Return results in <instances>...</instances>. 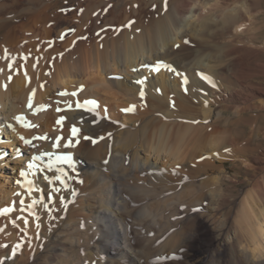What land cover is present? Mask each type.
Masks as SVG:
<instances>
[{
  "label": "bare ground",
  "instance_id": "obj_1",
  "mask_svg": "<svg viewBox=\"0 0 264 264\" xmlns=\"http://www.w3.org/2000/svg\"><path fill=\"white\" fill-rule=\"evenodd\" d=\"M257 1L167 0L165 8V0H0V50L4 56L7 49L8 55V59L0 62V138L2 134V138L7 139V142L0 139V148L10 150L9 161L14 162V166L2 163L7 152L0 151V168H7L14 175L19 168L29 173L25 178L19 172L21 181L13 175L8 176L21 182L9 191H3L0 185V206L8 201L10 208L19 210L21 199L28 205L32 199H39L43 195L44 202L54 211L47 214L42 205L36 206L35 211L41 217L38 229L34 217L24 211L32 217L30 224L33 226L29 233H32L30 236L33 235L36 243L45 244L55 234V227L64 224L70 236L62 239L61 236H65L63 233L55 234V241L59 244L51 245L53 249H62V256H66V252L61 243L76 247L80 234L86 239L85 246L93 247L89 255L93 252L100 256L101 261L97 264H124L125 257L129 259V264H144L143 256L147 252L143 254V251L148 246L144 250L132 248L130 237L137 230L133 226L130 229L131 225L125 220L149 216L152 208L148 203L138 211L132 210L130 200L122 201L121 195L128 189L130 192L140 188L143 191L151 190L157 196L163 194L172 198L169 206L167 201L166 208L173 209L175 218L187 216L186 219L177 218L160 230L163 232L166 229L168 232L182 225L161 246L159 254L164 258L170 254L178 255L182 249L185 253L182 254L188 255L189 251L197 250L195 244L200 239V243L213 246L218 257L226 253L229 264H264V251L260 250L261 246L264 248L263 239H260L264 237V220L261 219L264 215V130L252 128L245 141L236 131L239 126L251 124L250 120H244L248 112L260 113L251 121L264 118V52L244 35L251 31V24L257 21L261 13L256 10ZM83 3L86 5L83 6ZM67 4L75 9L83 6L86 11L82 18H76V13L74 17H68L65 13ZM121 4L123 11H115ZM151 7L157 10L151 12ZM108 10L112 15L108 26H112L108 28L105 22L102 23V27L105 25L107 29L102 28L105 32L101 30L98 39L97 36L94 39L96 31H100L101 18ZM39 24L45 27L54 25L58 37L62 34L67 36L61 43L63 50L60 51L63 54L58 55L49 73L48 63L42 61L46 56L41 48L42 43L40 45L39 39L35 40V35L39 34L32 35ZM47 28L51 27L45 30ZM69 29L75 31L70 32ZM230 31L234 33L230 43L215 49L211 47L214 51L205 48L211 46L204 40L205 37H223ZM21 32L32 35L27 49L22 47ZM91 35L94 37L91 38ZM187 38L205 49L194 56H189L183 50L178 51L177 45L180 44H183L181 49H185L184 41ZM235 44L240 46L237 48ZM88 46L94 54H89ZM10 51H16L21 57L11 69L9 64L13 61L8 54ZM62 52L54 46L53 54ZM87 52L89 57H86ZM25 56L28 59H23ZM36 58H39L38 61ZM201 74L211 77L217 87H212ZM185 77L187 84L184 83ZM65 91L69 95H60ZM141 91L144 92L143 98ZM73 92L77 94L71 95ZM32 93H35L34 97ZM91 100L97 101L98 107L87 103ZM78 102L82 108L76 107ZM30 103L31 108L28 107ZM131 105L136 106L134 113L121 111ZM121 114L133 124H139L142 119H137L139 115L148 116H144L146 121L143 125L141 123V129L138 128L144 131L140 144H133L138 131L131 132V129L117 134L111 157L107 155L103 158L101 154L100 158L97 150H92L94 152L91 154L80 153V159L74 161V168L61 165L71 177L67 180V188L59 181L49 184L45 179V176L51 178L59 174L55 173V168L52 171L45 168L35 176L27 168L31 156L39 155L40 151L62 154L75 149L63 147L69 140L76 143L73 141L80 137L72 134L73 126L91 132L104 116L116 119ZM18 116H23L37 127L25 126L24 122L16 120ZM62 116L66 119L58 123ZM152 122L161 123L159 131L153 133L154 139L147 136V125ZM20 136L33 140L37 148L25 145ZM39 136L49 139H35ZM57 137H62L59 148L53 147ZM134 145L138 148L131 172L146 173L147 178L140 180L136 187H129L123 182L126 181V174L124 176L117 172L118 161L122 159L124 151ZM47 160L45 157V162ZM106 160L111 164L110 173H105L102 168L103 163L107 166ZM228 162L233 164V174L226 166ZM18 163L21 167H18ZM75 171H78L79 179L74 176ZM241 176L247 178L249 185L240 193L236 187L241 182ZM26 179L33 180L42 191H33L29 195L22 187ZM56 187L61 191L54 192ZM73 191L76 195H73ZM77 198L85 204L81 210L85 213L81 224V219L74 220L72 216H76V212L69 213L67 217L68 208ZM47 224H51L50 229H46ZM79 225L85 228H80L84 230L81 233L78 231ZM205 231L209 234L203 236ZM75 232H78L77 237L73 236ZM143 238L140 236V239ZM108 254L113 255L108 258ZM207 261L208 253L200 251L186 264H210ZM218 263L215 260L213 264Z\"/></svg>",
  "mask_w": 264,
  "mask_h": 264
},
{
  "label": "rangeland",
  "instance_id": "obj_2",
  "mask_svg": "<svg viewBox=\"0 0 264 264\" xmlns=\"http://www.w3.org/2000/svg\"><path fill=\"white\" fill-rule=\"evenodd\" d=\"M182 1V0H181ZM236 1H241V0H236ZM84 3H86V2H84ZM82 4L83 6H85L86 4ZM83 6H81V7H79V8H74V7H71L70 5H66V8H65V13H66V15H68V17L69 16H72V17H74L75 16V13H76V18L77 17H79L80 18V16H81V18H82V16L84 15V11H86L85 10V8H83ZM123 5L121 4V5H119L116 9H115V11H117V12H119V11H123V8L124 7H122ZM78 9V10H77ZM81 10H83L82 12H81ZM111 10V9H110ZM110 10H108V13H106L102 18H101V21H100V24H99V26H101V27H99L98 29L100 30V31H96V33L95 32H93V35H95V37L94 36H90L91 38L92 37H94V39L96 38V36H97V38L96 39H98V36L102 33V31L105 29V25L107 24V26L106 27H108V28H110L112 25L111 24H109L110 26H108V20H110V19H112V15H111V12H110ZM149 10L151 11V12H154V11H156L157 9L156 8H153V7H151V8H149ZM256 10H258V11H260L261 13H259V16L257 17V21H254L252 24H251V27L249 28L251 31H247L244 35L246 36V37H248V38H250L251 40H252V42L253 43H255V44H257V46L258 47H260L259 49H262L263 50V52H264V0H258L257 1V6H256ZM76 11V12H75ZM257 11V12H258ZM83 13V14H82ZM82 14V15H81ZM78 15V16H77ZM107 16V17H106ZM106 17V18H105ZM111 17V18H110ZM110 18V19H109ZM105 21H104V20ZM244 19V18H243ZM22 21H24V20H22ZM86 21H87V19H86ZM105 22V23H104ZM102 23H104L105 25H104V27H102L103 26V24ZM252 25H254V26H252ZM43 27H45V25L44 24H39V25H37V27H35V29L36 30H34V32L32 33V35L33 34H39V36H36L35 35V40H37L38 41V39H39V43H40V45H41V43H42V49H43V51L46 53V56H45V58H46V61H45V58L43 59L42 58V61H44L45 63H48V69H47V71H48V73L50 72V70H51V66L54 64V62H55V60H57L58 59V55H62L63 54V52L62 51H60V49H61V47H62V41L64 40V39H66L67 38V36L65 37L64 36V38L63 39H61L60 37H58L57 36V29H56V26H54L53 25V27H52V25H49V26H46V27H51L50 29H51V32L49 33V30L50 29H48V31L46 32V30H45V28H43ZM102 28H104L103 30H102ZM44 29V30H43ZM107 29V28H106ZM106 29H105V31H106ZM253 29V30H252ZM55 31V32H53V31ZM102 30V31H101ZM105 31H103V33L105 32ZM95 33V34H94ZM89 34H91V31H90V33ZM31 34H25L24 32H21L20 33V36H21V39H23V40H21V44H22V47L23 48H25L26 47V49L28 48V46H29V44H30V39H29V37L30 36H32ZM52 35V36H51ZM86 35H88V34H86ZM230 35V36H229ZM24 36H28V38H25ZM234 36V33H232V31H230L229 33H227V34H225L223 37H216V38H214V37H212V36H207V37H205L204 38V40L208 43V44H210L211 46L210 47H205L206 49L207 48H209V49H207L208 51H214V49L216 48V47H218L219 45L220 46H224V45H226V43H230V40L232 39V37ZM36 37H38L37 39H36ZM52 37V38H51ZM68 37H70V34H68ZM87 37H89V36H87ZM90 37H89V39H90ZM85 38H86V36H85ZM211 38V39H210ZM228 38V39H227ZM28 39V40H27ZM52 39V40H51ZM59 39V40H58ZM88 39V38H87ZM213 40V41H212ZM229 40V41H228ZM190 41V42H189ZM186 42V43H185ZM214 42V43H213ZM49 43V44H48ZM223 43V44H222ZM51 44V45H50ZM190 44V45H189ZM47 45V46H46ZM182 45L183 44H180V46L179 47H177V49H178V51L180 50H183V52H185V53H188L189 54V56H194V55H196L199 51H201V50H204L205 48L204 47H202L201 45H199L196 41H192V39H190V38H187V39H185V41H184V45H185V49H181L182 48ZM217 45V46H216ZM46 46V47H45ZM54 46H55V48H58L59 49V52H62V53H60V54H53V50H54ZM235 46L238 48L240 45H238V44H235ZM263 46V47H262ZM211 47H213V48H211ZM90 47L88 46V48H86V49H89ZM95 48H93V50H94ZM211 49V50H210ZM14 49H11V51H13ZM61 50H63V49H61ZM90 51L92 50V49H89ZM89 50H86V51H89ZM9 52L8 54H9V56H11V58H12V61L14 60L15 62H17V61H19V60H17V59H20L21 57L19 56V54H17V52L16 51H14V52ZM85 51V52H86ZM89 51V54H94V51L91 53ZM30 52H31V49H30ZM12 53V54H11ZM48 53V54H47ZM53 54V55H52ZM85 54H87L86 55V57H89V54H88V52L87 53H85ZM85 54H84V56H85ZM194 54V55H193ZM32 56H33V54H31ZM56 55V56H55ZM13 56H14V58H13ZM48 56V57H47ZM5 57V55L3 56V53H2V51L0 50V62H3L4 61V58ZM50 57H52V58H50ZM31 58V57H30ZM41 58V57H40ZM56 58V59H55ZM28 59V58H27ZM38 59L39 58H36V60L38 61ZM41 60V59H40ZM250 69H251V67H249ZM186 94H187V92H186ZM82 105V104H81ZM80 108H82V106L80 107ZM61 110L59 109V112H60ZM253 113V114H252ZM248 112V113H246L245 114V116H244V118L246 117V119H244V120H250L249 122H251V124L250 125H247V124H245V125H242V126H239L237 129H236V131H237V133L240 135V137H241V139L243 140V141H245L246 139H247V137H248V133L252 130V128L254 129V130H257V131H259V129L260 130H264V118H260L259 120H255V119H253L252 121H251V119L252 118H255V116L258 114H260V113H257V112ZM247 115H249V116H247ZM251 115V116H250ZM144 116H146L145 114H144ZM143 115H139L138 117L139 118H137L138 120L140 119V118H142V119H140V122H139V124L138 123H135V124H137V125H135V124H133V123H131V121L129 120L128 121V119H126V118H124V116L121 114V115H119V117L118 118H116V119H111V118H109L108 116H104L102 119H101V121L98 123L99 125H97L96 126V128L94 127L93 129L94 130H92L90 133L87 131V130H85V129H81V128H79L78 127V129H79V132L77 133L80 137L77 139V141H73V142H76V143H73V146L72 147H74L75 149H73L72 148V150L70 151V153L72 154L73 152H75V150H76V152L75 153H73V160L74 161H77V160H79L80 158H79V154L81 153V154H91L92 152H94V151H92V150H97L96 151V153H98V155H99V157L101 158V154H102V157L104 158L105 156H109V157H111V155H112V153H114V149H115V146L114 145H116V137H117V134H119V133H121L122 131L124 132H128V131H130L131 129V132H135V131H138V132H136L137 134H136V141L134 140V143L133 144H136V145H139L140 144V142L142 141V138H143V132L141 131V130H139V129H141V127H142V125H143V122L144 121H146V119H145V117H144ZM107 117V118H106ZM144 117V118H143ZM146 117H148V116H146ZM249 118V119H248ZM125 119V120H124ZM131 119V118H130ZM137 119H135V120H137ZM106 120V121H105ZM111 120V121H110ZM255 121V122H254ZM141 123H142V125H141ZM157 123H150V124H148L147 126H148V129H149V131L147 132V136L149 137V138H151V139H154V137H153V133L155 132V130H157V131H159V127H160V125L159 124H161V123H158L157 125H156ZM121 125V126H120ZM102 126V127H101ZM139 126V127H138ZM154 126V127H153ZM158 126V127H157ZM41 128H43L42 127V125L40 126ZM74 127V126H73ZM128 127V128H127ZM133 127V128H132ZM155 127H157V128H155ZM62 128H64L63 126H62ZM106 128V129H105ZM130 128V129H129ZM139 128V129H138ZM146 129H147V127H145ZM98 129V130H97ZM104 129L106 130V131H104ZM38 129H36V131H37ZM119 130V131H118ZM105 133H104V132ZM156 131V132H157ZM2 133L4 132V131H1ZM103 132V134H101ZM62 133H63V131H62ZM85 133V134H84ZM150 133V134H149ZM61 134V133H60ZM106 134V135H105ZM63 135L65 136V134L63 133ZM62 134H61V136L62 137H64ZM86 135V136H85ZM149 135H152V136H149ZM2 134H1V140H3V141H5V142H7V139L6 138H2ZM66 137V136H65ZM86 137L88 138V139H86ZM139 139H138V138ZM81 139V140H80ZM93 139V140H92ZM138 139V140H137ZM91 140V141H90ZM257 142H258V140H257ZM84 144V145H83ZM103 146H102V145ZM105 144H106V146H105ZM97 145V146H96ZM102 146V147H100V146ZM136 145H134V147L132 146V147H129L128 148V150H125L124 151V153L122 154V156H121V158L122 159H120L118 162V174H120V175H124L125 176V174H126V181H123L126 185L127 184H129L128 186L129 187H132L133 185L136 187L138 184H139V181L140 180H142V179H144V178H147L146 176V173L144 174V173H138V172H134V173H132L133 172V167H132V165L134 166L135 165V161H136V156H135V150H136V148H138V147H135ZM99 146V147H98ZM84 147V148H83ZM89 147V148H88ZM106 147V148H105ZM71 148V147H70ZM88 148V149H87ZM100 150H99V149ZM132 150H131V149ZM133 148H135V149H133ZM19 149H22V147L21 146H19ZM80 149V150H79ZM84 151H83V150ZM89 149L91 150V151H89ZM99 150V151H98ZM0 151H5V152H7V154L2 158L3 159V162L2 163H4V162H7L8 163V165L9 166H14V162H10L9 161V159H10V156H9V153H11L10 152V150H8L7 148H5V149H1L0 148ZM81 151V152H80ZM89 151V152H88ZM103 151V152H102ZM104 151L106 152V153H104ZM129 151V152H128ZM100 152H102V153H100ZM128 152V153H127ZM131 153V154H130ZM133 153V154H132ZM106 154V155H105ZM124 155V156H123ZM77 156V157H76ZM252 156H255V154H252ZM125 157V158H124ZM75 158V159H74ZM99 158V159H100ZM102 158V159H103ZM131 158H133V160L131 159ZM23 159V158H22ZM101 159V160H102ZM124 160V161H123ZM135 160V161H134ZM106 163H107V166H106V164L105 163H103L102 164V168H103V170L105 171V173H110L111 171H112V169L111 168H109L110 167V161H108L107 162V160L105 161ZM18 165V167H21L20 166V163H18L17 164ZM61 165H63V164H61ZM61 165H58V167L60 166V167H63V166H61ZM232 163H227L226 164V166H227V168L229 169V172L231 173V174H233V172H235L234 170L232 171ZM2 168V167H1ZM0 168V185H1V188H2V190L3 191H9L12 187H16L17 186V181L14 179V178H9L8 176H11V175H13V176H15L16 178H17V180H20L21 181V179H19L20 177L18 176V174H19V172H21L22 171V168H19V170L17 171V174H13V172L11 171V170H9V169H7V168H2L1 169ZM111 169V170H110ZM132 171V172H131ZM130 172V173H129ZM55 173H57V172H55ZM74 174H76V175H74L77 179H79V174H78V171H75V173ZM59 175V174H58ZM7 176V177H6ZM83 176V175H82ZM85 176V175H84ZM83 176V177H84ZM140 176V177H139ZM137 177H139V178H137ZM242 179H244V181L242 180ZM246 177L245 176H241V182L238 184V186L236 187V190L238 191V192H243L244 190H246L247 188H248V185H249V183L246 181ZM125 180V179H124ZM137 180V181H136ZM7 181H9L10 183H7ZM3 184V185H2ZM132 185V186H131ZM133 186V187H134ZM135 191V192H134ZM134 191H132L131 190V192H130V189H128L127 191H126V193H124L123 194V196L121 195V200L122 201H126L127 199L128 200H130L129 202H130V209H132V210H135V211H138V210H140L143 206V204L144 205H146V204H150L149 206L152 208L151 209V214H149V216L147 215V216H143V217H138V219L137 218H131L130 217V219H126L125 220V222L126 223H129L131 226H130V229H131V227L133 226V228L135 229V230H137L136 231V233H135V235L132 233L131 234V237H130V239H132L131 240V243H132V248H134V249H136V250H140V249H143L144 250V247L146 248L147 246V248L145 249V251H143V254H145L146 252V254L148 255H146L145 254V256L146 257H148V258H146L145 256H143L144 258H146V259H144L143 258V262H144V264H147V263H151V264H156V263H159V264H186V262L188 263V260L190 261V259L191 258H193V256H195V254L196 253H198V252H200V251H203V252H206V253H208V260L209 261H207V262H209L210 264H213L214 263V261L215 260H217V261H219V263L218 264H229V260H228V256H227V254L225 253V254H221L220 255V257H218L217 256V254H216V252H215V249H214V247L213 246H211V245H208L207 243H200V239L199 240H197V243L195 244V246H197L198 248H197V250H191V251H189V253H188V255H186V256H184V249H182L181 251H180V254H170V255H168V257H166V258H164L161 254H159L160 253V250H161V246H163V244H165V242L167 241V240H169V239H171L172 237L170 236L172 233H174V231H176V230H178V229H180L181 228V226L182 225H180V226H178L177 228H174V229H172V230H170V231H168L167 232V230L165 229V231H160L161 229L163 230L164 229V227H167L168 226V223H173L177 218H181V219H186L187 218V216L186 215H181L180 217H174V213H173V209H169V207L168 208H166V204H167V201H168V204H167V206H169V203L171 202V197L170 196H168V195H163V194H161V193H159V194H161V195H159V196H157L158 194H156V192H155V194L153 193L154 191H152L151 192V190H150V192L148 191V190H146V189H144V191H143V189H136V190H134ZM138 191V192H137ZM140 191V192H139ZM143 191V192H142ZM147 191V192H146ZM134 192V193H133ZM137 192V193H136ZM0 195H1V193H0ZM156 195V196H155ZM145 196V197H144ZM79 197V196H78ZM167 197V198H166ZM126 198V199H125ZM161 198V199H160ZM125 199V200H124ZM159 199L161 200L160 201V203H159ZM164 199H167V200H164ZM241 199L242 198H240L239 199V202H241ZM133 200V201H132ZM155 200V201H154ZM152 202V203H151ZM162 202H164V203H162ZM77 204V205H75V204ZM74 203H72L71 205H70V207L68 208V210L70 211H68V214H67V217H69V213H75L76 212V214L78 215V213H79V217L76 215H72L73 217H74V220H75V218H79L78 219V221L82 218L83 219V215H85V213H83L81 210H82V208H84L85 207V204L83 203V201L82 200H80V198L78 199L77 198V201H75ZM1 204V203H0ZM80 204L81 205H83V206H80ZM8 201L6 202H4V204L3 205H1L0 206V212H3V209L4 208H10V206L8 205ZM74 205V206H73ZM165 206V207H164ZM72 207V208H71ZM76 208L75 210L76 211H74V208ZM81 207V208H80ZM72 209V210H71ZM181 210H182V208H181ZM180 210V211H181ZM12 211H15V212H12ZM11 212H8V213H4L3 215H0V229H2V231H0V264H65V263H63V262H61V261H69V262H71V261H75V262H77L76 264H89L92 260V263H90V264H95L96 262L97 263H100V261H101V258H100V256L98 257V255L96 254H93V252H91L92 253V255H91V257H90V255H89V253L88 252H90V250L92 251L93 250V247H88L87 248V246H85V242H86V239L82 236V235H80L79 234V236L77 235L78 234V232H75V233H73V236H78V242H77V245H76V247L74 246V247H71V246H69V245H67L66 243L64 244H62L61 243V247L63 248V250H65V252H66V256H62L63 254H64V251H62V249H53L52 248V246H56V245H58L59 243H57L56 241H55V239H56V235H58V234H62L63 233V235H65V236H61L62 237V239L63 238H65L66 236H70V234H68L67 235V233H70L68 230H66L65 228H64V224H61V227H60V225H58V226H56L55 227V230H54V233L56 234H54V235H52V237H51V239H49V241H47L45 244H40L39 242H37L36 243V241L34 240V237H33V235H31L30 236V234H32V233H29V231L32 229L31 227L33 226V225H31L32 224V217H30V215H27V214H25V212L23 211V212H21V209H14L13 208V210H12ZM20 212V213H19ZM172 214V215H171ZM25 216V218H27L28 219V224H25L24 222H23V220L21 219V217H24ZM29 216V217H28ZM81 216V217H80ZM66 217V219H68ZM154 217V218H153ZM161 218V219H160ZM82 219L79 221V223L82 221ZM154 219V220H153ZM262 220H264V215H263V217L261 218ZM10 220V221H9ZM13 220H15L16 221V224L15 225H13V223H12V221ZM30 220H31V222H30ZM149 220V221H148ZM166 220H168V221H166ZM155 221V222H154ZM166 221V222H165ZM23 222V223H22ZM132 222V223H131ZM158 222V223H157ZM31 223V224H30ZM133 223H134V225H133ZM156 223V224H155ZM167 223V224H166ZM23 224H25V225H23ZM81 224V223H80ZM136 224V225H135ZM155 224V225H154ZM164 224H165V226H164ZM19 225V226H18ZM25 227V228H24ZM28 227L30 228L29 230H28ZM79 228H78V231H80V233L81 232H83L84 230H85V228L83 227V226H78ZM83 227V228H82ZM141 227V228H140ZM50 229L51 228V224H47L46 225V229ZM63 228V229H62ZM80 228H82V229H84V230H82V229H80ZM27 230V231H26ZM151 230V231H150ZM138 231H139V233H140V235H139V233H138ZM64 233H66V234H64ZM137 233H138V235H137ZM142 234V235H141ZM164 234V235H163ZM208 235L209 234V232L208 231H205V233L203 234V236H205V235ZM158 235V236H157ZM140 236L142 237H144L143 239H140ZM83 237V238H82ZM210 237V236H209ZM83 239V240H82ZM167 239V240H166ZM260 239L262 240L263 239V241H262V244H263V247H264V237H260ZM140 240V241H139ZM144 240V241H143ZM34 241V242H33ZM149 241V242H148ZM147 242V243H146ZM172 242V241H171ZM33 243H35V244H33ZM48 243V244H47ZM80 243H81V245H80ZM142 243H143V245H142ZM21 245L22 247H19V248H17V245ZM84 244V245H83ZM44 245V246H43ZM52 245V246H51ZM83 245V246H82ZM260 245V244H259ZM50 246H51V248H50ZM85 246V247H84ZM141 246H143L142 248H141ZM71 249H69V248ZM79 247V248H78ZM83 248V249H81V248ZM160 247V248H159ZM255 246H252V248H254ZM262 247V246H261ZM260 247V250H263L264 251V248H261ZM84 248H87V249H84ZM39 249V250H38ZM81 249V250H80ZM77 250V251H76ZM83 250V251H82ZM84 250H85V252H84ZM87 250V251H86ZM159 251V252H157V251ZM149 251V252H148ZM68 252V253H67ZM35 253V254H34ZM61 253V254H60ZM77 253V254H76ZM86 253V254H85ZM157 253V255L155 256V254ZM182 253H184V254H182ZM32 254V255H31ZM75 254V257L73 256ZM191 254V255H190ZM7 255L8 256H10V258H8L7 257ZM83 255L85 256V257H83ZM94 255V256H93ZM113 254H111V256H112ZM150 255V256H149ZM190 255V256H189ZM110 256V254H108L107 255V257L108 258H110L111 257ZM72 257V258H71ZM87 257H90V258H87ZM95 257V258H94ZM97 257H98V259H97ZM68 258H69V260H68ZM73 258H74V260H73ZM76 258V259H75ZM82 258H86V259H83L82 260ZM94 258V259H93ZM127 257H125V259H123V263L124 264H129V259H126ZM88 259V260H87ZM91 261H90V260ZM149 259V260H148ZM87 260V261H86ZM97 260V261H96ZM147 260V261H146ZM178 260V261H177ZM256 260H258V259H256ZM10 261H12L11 263H10ZM85 261V262H84ZM151 261V262H150ZM164 261H166L165 263H164ZM95 262V263H94ZM96 263V264H97Z\"/></svg>",
  "mask_w": 264,
  "mask_h": 264
},
{
  "label": "snow or ice",
  "instance_id": "obj_3",
  "mask_svg": "<svg viewBox=\"0 0 264 264\" xmlns=\"http://www.w3.org/2000/svg\"><path fill=\"white\" fill-rule=\"evenodd\" d=\"M167 7V0H165V8ZM83 10H81L82 12ZM70 32H74L75 29H69ZM64 35L66 34H62L61 35V39L64 38ZM177 47H179L177 45ZM5 59H8V55H7V49H5ZM28 57L25 56L23 57V59H27ZM15 61L13 60L12 63L9 64V69L12 68L13 66V63ZM164 67L166 68H169L171 71L175 72L176 69L175 68H171V66L169 65H164ZM157 71H159V68L156 69ZM2 71V70H0ZM202 78L206 81H208L212 87H217V85L215 84V82L211 79V77L207 76V75H204V74H201ZM9 80H11V77H9ZM137 83H141L140 81H137ZM184 83L187 84L188 81H187V78L185 77L184 79ZM5 89L7 88V85L5 84L4 85ZM81 91L83 90V86H81ZM77 93L76 92H73L71 93V95L75 96ZM35 93H32V96L34 97ZM60 95H69V93L67 91L65 92H61ZM140 96L141 98H143L144 96V92L141 91L140 92ZM88 104H91L93 105L94 107H98V102L95 101V100H91V101H88L87 102ZM29 108L32 107V104L30 103L28 105ZM43 107H47V106H43ZM72 105L69 104V108H71ZM76 107H81V104L78 102L76 104ZM59 111V109H57ZM91 111V109H89ZM106 110V109H105ZM122 112L124 113H134L136 111V106L135 105H131L127 108H124V109H121ZM66 119V117H61L60 120L58 121V123H62L64 120ZM16 120L17 121H22L24 122V125L27 126V127H37V125L35 124H32L31 122H28L25 120V118L23 116H18L16 117ZM9 127H12L11 125H9ZM79 132V129L76 128V127H73L72 128V134L73 135H76L77 133ZM35 139H38V140H41V141H45V140H48L49 138L47 136H39V137H36ZM62 139V137H57L56 140H55V143L53 144V147L55 148H59L61 145H60V140ZM87 139V137H86ZM20 140L23 141V143L27 146H30L32 148H37V145L33 143V140H29V139H25L23 136H20ZM73 146V143L71 140H69L66 144L63 145V147L65 148H68V147H72ZM225 151H230L229 149H225ZM45 157L48 158L47 162H45ZM203 159V158H202ZM61 164H65V165H68L69 167H73L74 168V160H73V156L71 153H62V154H58V153H54V152H49V151H40L39 155H33L31 156L28 164H27V168L29 170H31L32 172V175L35 176V174L37 172H43L45 168H47L49 171H52L53 168H55V171L57 173H59V175H55L51 178L45 176V179L48 181L49 184H53L55 181H59V183L61 185H63L64 188H67L68 187V183H67V180L68 179H71V177L68 175L67 171L65 170L64 167H58V165H61ZM20 175L27 178L29 173L26 172V171H21L20 172ZM82 182V181H81ZM18 184H20L21 182L20 181H17ZM22 187H24L27 191V193L29 195H31V193L33 191H42L41 189H39L38 187H36L35 183L33 180H30V179H26V183L22 185ZM54 192H60L61 189L59 187H56L53 189ZM16 195H20V193H17ZM73 195H76L75 191H73ZM51 199V197H49ZM61 200H63V197L60 198ZM19 204L21 206V211H28L30 212L31 216L34 217L35 221H36V224H35V227L38 229L40 227V221H41V217L40 215L35 211L36 209V206L39 204V205H42L43 208L46 210L47 214H51L54 209L52 207L49 206L48 203H45L44 202V197L43 195H41V197L39 199H32L31 201V204H28V205H25V201L24 199H21L19 201ZM13 209L12 208H4L3 209V212H0V215H3L4 213H8V212H11ZM21 219L23 220V222L25 224H28V219L25 218V217H21ZM53 219H55V217H53ZM13 225L16 224V221L13 220L12 221ZM0 231H2V229H0ZM19 247H22L21 245H17V248Z\"/></svg>",
  "mask_w": 264,
  "mask_h": 264
}]
</instances>
